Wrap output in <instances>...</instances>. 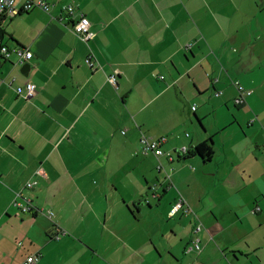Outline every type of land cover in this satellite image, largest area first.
<instances>
[{"label": "crops", "instance_id": "obj_1", "mask_svg": "<svg viewBox=\"0 0 264 264\" xmlns=\"http://www.w3.org/2000/svg\"><path fill=\"white\" fill-rule=\"evenodd\" d=\"M42 1L0 17L2 44L32 53L26 76L0 58V264H264V0Z\"/></svg>", "mask_w": 264, "mask_h": 264}, {"label": "built area", "instance_id": "obj_2", "mask_svg": "<svg viewBox=\"0 0 264 264\" xmlns=\"http://www.w3.org/2000/svg\"><path fill=\"white\" fill-rule=\"evenodd\" d=\"M17 1L18 0H0V17H14L22 13H27L32 9H40L44 11L45 13H49V10L51 6L42 1V0H25L21 6L17 7ZM62 13L67 17L68 19V25L70 31L81 41L83 42H89L93 34L90 32L89 26L90 23L88 19L83 14H77L76 8L72 4L65 5L61 8ZM65 18V17H64ZM59 22L63 21V16L58 18ZM186 48H190V45H187ZM15 54L17 57V63L19 65H25L31 58L32 53L28 51L27 49L23 48H15V49H9L8 47L4 46L0 39V58L6 59L10 54ZM86 64L93 69L94 68V62L92 61L91 57L86 59ZM1 67V62H0ZM119 72L117 70H114L113 74L108 76L107 81L115 86L116 85V78L118 76ZM237 92L240 94V98L237 100L238 103L242 102V98L249 96L250 92L246 89H244L237 81H234L232 83ZM24 89V92H23ZM36 91V87L33 84L27 83L24 88L18 87L16 88V94L18 96H21L25 100L31 99ZM195 110V106L192 107V111ZM122 134L125 133V131H121ZM140 145L143 153L151 152L155 157H160L163 155H166L168 160L171 161L172 157L170 154H165L161 150L162 146V140L154 139L149 136H146L144 134L141 135L140 138ZM175 153L179 156H185L188 154V150L186 148L177 149ZM160 168V166L158 167ZM168 178V176H166ZM34 186V183L29 182L26 184V188L30 189ZM18 210L22 213H27L32 210L31 206L27 204H14ZM182 210L183 212H188V208L186 205V202L183 198H179L176 204L172 207L169 216L175 215L177 212ZM257 211L260 210L259 207L256 208ZM47 216H52V213L50 211L45 212ZM202 229L201 223H197L194 227V232L198 233ZM58 238V235L56 236ZM200 251V245L199 240L196 238L192 241V243L185 249V253L189 254L190 252H197ZM39 261V255L38 254H31L28 255L23 264H38Z\"/></svg>", "mask_w": 264, "mask_h": 264}, {"label": "trees", "instance_id": "obj_3", "mask_svg": "<svg viewBox=\"0 0 264 264\" xmlns=\"http://www.w3.org/2000/svg\"><path fill=\"white\" fill-rule=\"evenodd\" d=\"M190 153V152H188ZM192 154H196L201 157L204 161H209L212 157L211 147L206 143L200 144L191 151ZM190 153V154H191Z\"/></svg>", "mask_w": 264, "mask_h": 264}, {"label": "water", "instance_id": "obj_4", "mask_svg": "<svg viewBox=\"0 0 264 264\" xmlns=\"http://www.w3.org/2000/svg\"><path fill=\"white\" fill-rule=\"evenodd\" d=\"M29 65L28 64H25V65H23L22 67H21V69H20V73L22 74V75H24V76H26L27 75V72H28V70H29ZM184 161V160H183Z\"/></svg>", "mask_w": 264, "mask_h": 264}, {"label": "rangeland", "instance_id": "obj_5", "mask_svg": "<svg viewBox=\"0 0 264 264\" xmlns=\"http://www.w3.org/2000/svg\"><path fill=\"white\" fill-rule=\"evenodd\" d=\"M129 225L133 226L134 224L132 222H130Z\"/></svg>", "mask_w": 264, "mask_h": 264}]
</instances>
